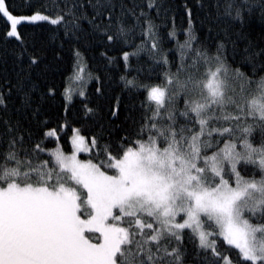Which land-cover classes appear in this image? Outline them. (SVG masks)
Listing matches in <instances>:
<instances>
[{"label":"snow or ice","instance_id":"1","mask_svg":"<svg viewBox=\"0 0 264 264\" xmlns=\"http://www.w3.org/2000/svg\"><path fill=\"white\" fill-rule=\"evenodd\" d=\"M0 264H264V0H0Z\"/></svg>","mask_w":264,"mask_h":264},{"label":"trees","instance_id":"2","mask_svg":"<svg viewBox=\"0 0 264 264\" xmlns=\"http://www.w3.org/2000/svg\"><path fill=\"white\" fill-rule=\"evenodd\" d=\"M183 2H184V0H175V3L178 4V5L182 4ZM195 2H196V0H189V3L192 4V5H194ZM179 22H180V17L178 16L177 17V23H179ZM253 28H254V36L259 37L260 31H261V25L259 24V22H256L253 25ZM170 46H171V44L166 45V47H170ZM55 82L57 83V85H63L64 84V77L59 75V74H56ZM89 87H91V86H89ZM65 139L66 138L62 139L61 142L64 143ZM65 147L67 148L68 145L66 144ZM82 157L86 158V155L82 154Z\"/></svg>","mask_w":264,"mask_h":264},{"label":"rangeland","instance_id":"3","mask_svg":"<svg viewBox=\"0 0 264 264\" xmlns=\"http://www.w3.org/2000/svg\"><path fill=\"white\" fill-rule=\"evenodd\" d=\"M81 158L84 159V158L82 157V154H81Z\"/></svg>","mask_w":264,"mask_h":264}]
</instances>
